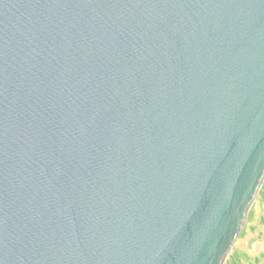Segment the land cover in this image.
Masks as SVG:
<instances>
[{"label":"water","instance_id":"obj_1","mask_svg":"<svg viewBox=\"0 0 264 264\" xmlns=\"http://www.w3.org/2000/svg\"><path fill=\"white\" fill-rule=\"evenodd\" d=\"M264 180V0H0V264H223Z\"/></svg>","mask_w":264,"mask_h":264},{"label":"rangeland","instance_id":"obj_2","mask_svg":"<svg viewBox=\"0 0 264 264\" xmlns=\"http://www.w3.org/2000/svg\"><path fill=\"white\" fill-rule=\"evenodd\" d=\"M223 264H264V180Z\"/></svg>","mask_w":264,"mask_h":264}]
</instances>
